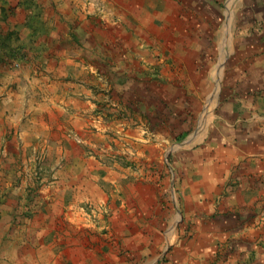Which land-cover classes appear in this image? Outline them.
Masks as SVG:
<instances>
[{
    "label": "crops",
    "instance_id": "obj_1",
    "mask_svg": "<svg viewBox=\"0 0 264 264\" xmlns=\"http://www.w3.org/2000/svg\"><path fill=\"white\" fill-rule=\"evenodd\" d=\"M141 2L0 0V36L13 32L31 58L27 64H16L0 81V134L7 123L9 134H13L8 143L14 144L3 146L4 159H0V182L10 191L1 209L9 221L0 220V264H47L45 260H53L69 231L66 228L61 234L62 229L50 219L51 213L69 220L73 232L71 216H81V203L87 210L94 205L92 213L104 206L109 199L107 186L114 191L112 199L127 208L130 193L118 192L130 189L134 173L103 160L109 152L103 143L117 140L108 131L110 127L96 128L98 112L91 87L84 80L93 67L84 58H97L107 51L106 42L109 36L117 38L115 32L126 38L129 33L124 19L138 18ZM229 5L232 0L225 8L224 48ZM143 32L137 23L138 42L144 39ZM246 65L247 72L242 71L246 82L239 87L257 95L241 99L237 98L240 92L232 94L230 89L229 98H236L223 103L216 114L208 111L204 130L187 142L191 145L184 152L186 159H174L169 167L170 188L180 205L171 196L176 216L167 237L175 228L177 233L168 264H264V92L258 94L259 77L252 76L260 72H249L256 63ZM2 140L1 136L0 145ZM38 154L46 156L49 169L45 166L44 171L52 174L55 186L28 192L20 185L30 184V169L36 167L25 165L24 182L19 178V163L32 156L37 159ZM137 179L142 186L143 178ZM165 187L163 181L153 187L160 223L166 220ZM3 209L9 213L15 209L23 220L10 222L13 215Z\"/></svg>",
    "mask_w": 264,
    "mask_h": 264
},
{
    "label": "rangeland",
    "instance_id": "obj_2",
    "mask_svg": "<svg viewBox=\"0 0 264 264\" xmlns=\"http://www.w3.org/2000/svg\"><path fill=\"white\" fill-rule=\"evenodd\" d=\"M229 1L142 0L139 17L124 19L127 37L115 32L117 38L109 36L106 42L107 51L104 48L97 58H84L93 67L92 72L85 73L84 80L91 87V98L98 112L96 128L110 127L108 131L117 140L103 143L109 151L103 160L106 165L128 168L134 173L130 189L118 192L125 196L129 192L130 199L125 203L128 209H123L122 202L112 199L110 194L114 191L107 186L109 199L104 206L92 213L94 205L87 210L81 203V216H71L73 232L69 220L51 213L50 219L62 229L61 234L66 228L69 234L53 260H45L47 264H153L158 258L161 259L154 264H168L177 233L175 228L167 237L168 226L176 216L171 196L180 205V199L176 200L175 191L170 188L172 161L186 159L184 152L191 145L187 142L204 130L209 110L216 114L223 103L236 98H229L232 91V94L240 92L237 98L241 99L250 100L257 95L239 87L242 81L246 82L242 71L247 70L243 66L256 63L249 72H260L252 76L259 77L258 94L264 92V0H232L226 11L224 48L225 8ZM137 23L144 30V39L139 42L135 34ZM82 45L86 51L87 43ZM15 66L13 63L12 69ZM9 70L0 65V81ZM222 98L226 100L222 102ZM3 126L6 130L0 134L4 141L0 145V159H4L3 146H11L8 142L13 135L9 134L7 123ZM182 134L186 136L180 141ZM32 157L24 165L18 164L22 180L25 165L36 167L30 169V184L24 179L26 184L20 186L37 192L55 186L52 174L44 171L48 165L46 156ZM137 178H143L142 186ZM158 181L166 186L164 223H160L159 208L156 210L158 201L152 198ZM8 187L0 182L1 221H9L1 210L8 202ZM6 212L13 215L9 216L10 222L23 220L15 209ZM57 213L60 215V211Z\"/></svg>",
    "mask_w": 264,
    "mask_h": 264
},
{
    "label": "trees",
    "instance_id": "obj_3",
    "mask_svg": "<svg viewBox=\"0 0 264 264\" xmlns=\"http://www.w3.org/2000/svg\"><path fill=\"white\" fill-rule=\"evenodd\" d=\"M14 37V38H13ZM36 59V58H35ZM31 61L28 58L24 43H19L13 32L8 33L7 36H0V65L7 70L13 68V63L27 64ZM13 62V63H12ZM186 135L182 134L179 140H183ZM127 163H125L126 165Z\"/></svg>",
    "mask_w": 264,
    "mask_h": 264
},
{
    "label": "water",
    "instance_id": "obj_4",
    "mask_svg": "<svg viewBox=\"0 0 264 264\" xmlns=\"http://www.w3.org/2000/svg\"><path fill=\"white\" fill-rule=\"evenodd\" d=\"M184 141H185V140H184ZM156 262H158V260H157V261H155L154 263H156ZM154 263H153V264H154Z\"/></svg>",
    "mask_w": 264,
    "mask_h": 264
},
{
    "label": "built area",
    "instance_id": "obj_5",
    "mask_svg": "<svg viewBox=\"0 0 264 264\" xmlns=\"http://www.w3.org/2000/svg\"><path fill=\"white\" fill-rule=\"evenodd\" d=\"M40 181H41V179H40Z\"/></svg>",
    "mask_w": 264,
    "mask_h": 264
}]
</instances>
